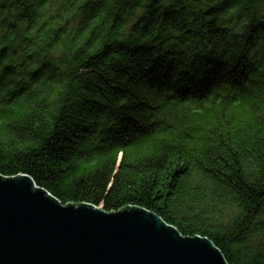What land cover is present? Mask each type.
Wrapping results in <instances>:
<instances>
[{
  "label": "trees",
  "instance_id": "1",
  "mask_svg": "<svg viewBox=\"0 0 264 264\" xmlns=\"http://www.w3.org/2000/svg\"><path fill=\"white\" fill-rule=\"evenodd\" d=\"M0 174L264 264V0H0Z\"/></svg>",
  "mask_w": 264,
  "mask_h": 264
},
{
  "label": "water",
  "instance_id": "2",
  "mask_svg": "<svg viewBox=\"0 0 264 264\" xmlns=\"http://www.w3.org/2000/svg\"><path fill=\"white\" fill-rule=\"evenodd\" d=\"M0 264H229L213 241L141 207L62 204L27 174H0Z\"/></svg>",
  "mask_w": 264,
  "mask_h": 264
}]
</instances>
